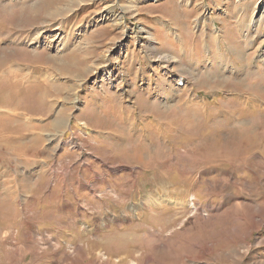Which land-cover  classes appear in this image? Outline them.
Masks as SVG:
<instances>
[{
  "label": "rangeland",
  "instance_id": "rangeland-1",
  "mask_svg": "<svg viewBox=\"0 0 264 264\" xmlns=\"http://www.w3.org/2000/svg\"><path fill=\"white\" fill-rule=\"evenodd\" d=\"M256 2L0 0V264H264Z\"/></svg>",
  "mask_w": 264,
  "mask_h": 264
},
{
  "label": "bare ground",
  "instance_id": "bare-ground-1",
  "mask_svg": "<svg viewBox=\"0 0 264 264\" xmlns=\"http://www.w3.org/2000/svg\"><path fill=\"white\" fill-rule=\"evenodd\" d=\"M262 7V9H264V0H257V2L254 4L252 9H258ZM255 12V10H254ZM259 20V19H258ZM263 21V20H262ZM252 22V21H251ZM262 24V23H261ZM250 26V24L246 23V27ZM252 26H254V22L252 24ZM249 43V42H248ZM159 54V53H158ZM156 56H158L157 54H155ZM165 62V61H164ZM160 64V63H159ZM165 64V63H163ZM161 68V67H160ZM168 68V67H167ZM229 69V68H228ZM108 75V74H107ZM108 78V77H107ZM112 80V79H111Z\"/></svg>",
  "mask_w": 264,
  "mask_h": 264
},
{
  "label": "crops",
  "instance_id": "crops-1",
  "mask_svg": "<svg viewBox=\"0 0 264 264\" xmlns=\"http://www.w3.org/2000/svg\"><path fill=\"white\" fill-rule=\"evenodd\" d=\"M159 66H161V63L159 64Z\"/></svg>",
  "mask_w": 264,
  "mask_h": 264
}]
</instances>
